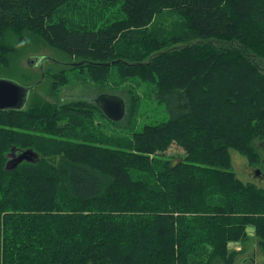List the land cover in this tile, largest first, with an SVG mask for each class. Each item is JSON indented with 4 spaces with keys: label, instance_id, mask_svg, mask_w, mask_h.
<instances>
[{
    "label": "trees",
    "instance_id": "obj_1",
    "mask_svg": "<svg viewBox=\"0 0 264 264\" xmlns=\"http://www.w3.org/2000/svg\"><path fill=\"white\" fill-rule=\"evenodd\" d=\"M75 1L0 0V64L10 30L38 32L79 58L80 67L93 68L94 78L116 67L121 77L155 84L170 117L143 127L128 151H117L92 125V111L119 122L95 103L27 100L21 110H0V264H182L199 251L193 242L210 238L194 239L187 226L197 219L184 214L200 207L204 189L219 180L216 171L192 169L197 155L213 169L230 168V150L262 165L254 140L264 139V72L255 62L264 61V0H123L126 18L104 28L53 22ZM164 11L177 15L176 31L148 43L139 29L157 25ZM136 38L142 57L117 56L115 47L130 49L123 41ZM40 142L52 158L60 156L56 164L29 149ZM172 142L190 153L180 160L184 170L156 155ZM12 149L34 155L7 170ZM235 182L233 193L243 214L256 218L264 250V188Z\"/></svg>",
    "mask_w": 264,
    "mask_h": 264
},
{
    "label": "rangeland",
    "instance_id": "obj_2",
    "mask_svg": "<svg viewBox=\"0 0 264 264\" xmlns=\"http://www.w3.org/2000/svg\"><path fill=\"white\" fill-rule=\"evenodd\" d=\"M122 3L123 0H77L74 4L71 3L72 7L58 11L54 15L53 22L61 19L69 28L74 29L104 28L126 18L121 10ZM175 21H178V18L174 11H164L161 17L155 20L158 26L150 24L139 31L143 32L148 43L156 44L161 40H168L172 32L176 31L174 27L179 23H174ZM8 41L10 47L8 53L4 55L7 56L6 62L0 64V78L27 86L41 77L39 67L29 65L27 60L33 56H46L53 60H46L43 63L45 80L29 94L28 103L47 101L59 103L58 107L62 105L61 103L70 102L94 104V99L102 93L115 94L124 98L127 107L126 115L117 125L110 124L97 110L92 111V125L108 140V148L128 151L126 148L134 144V134L140 133L145 126L165 123L170 117L165 102L157 97L156 85L153 83L144 81L138 76L121 77L116 67L108 68L106 77L94 78L93 68L80 67L79 58L52 48L38 32L31 34L25 29L18 36L10 30ZM137 41V38L132 42L123 41L122 45H128L131 48L119 52L115 47L117 56L127 60H130L129 56L132 59L142 57L145 52ZM144 62H146L145 59L142 63ZM255 62L264 72V61L256 59ZM254 141L255 146L259 148L257 151L262 158V165L249 164L244 156L234 150L229 151L231 160L229 169L222 165L213 169L204 161L199 164V154L195 158L192 169L195 168L198 173L203 169H207L208 172L216 171L219 180L215 185L204 189L200 213H197L200 207H196L194 211L187 210L184 214L185 218L197 219L195 223H191V227L187 226L188 232L193 234L194 239L205 238L208 235L210 238L208 242L207 240L200 243L193 242L192 245L199 248V251L188 256L186 258L188 260L182 264H190V262L249 264L246 258L250 257L255 258L252 264H264V250L258 245L259 240L263 238L256 231V218L251 214H243L244 207L237 201L232 190V186H236L235 181L243 187L253 185L257 189L264 188V139L257 138ZM29 149L39 150L41 154L47 156L45 159H50L53 164L60 159V156L52 158L41 142ZM157 154L174 163L190 156L189 151L176 142H172L167 150L156 152ZM180 162L184 164L182 168L184 170L186 162ZM150 167L154 171L158 170L154 162ZM256 169L259 170L257 176ZM223 172L231 173V175L223 174ZM154 180H158L161 184V179ZM221 181L230 182L231 189ZM190 196L195 199L194 195ZM247 218H253V221H247ZM206 225H208L206 230H202Z\"/></svg>",
    "mask_w": 264,
    "mask_h": 264
},
{
    "label": "water",
    "instance_id": "obj_3",
    "mask_svg": "<svg viewBox=\"0 0 264 264\" xmlns=\"http://www.w3.org/2000/svg\"><path fill=\"white\" fill-rule=\"evenodd\" d=\"M46 60L53 61L46 56H33L27 60L29 65H37L41 72L40 79L32 85L22 86L14 81L0 78V110H21L24 108L30 92L44 80L43 63ZM94 103L108 120L119 122L124 118L126 105L122 97L115 94L102 93L94 99ZM33 155L34 154L30 150L20 152L17 155L12 149L11 153L8 155L9 159L6 163V169H15L19 163L23 160H28V157ZM258 174L259 170L256 169L255 175L257 176Z\"/></svg>",
    "mask_w": 264,
    "mask_h": 264
},
{
    "label": "flooded vegetation",
    "instance_id": "obj_4",
    "mask_svg": "<svg viewBox=\"0 0 264 264\" xmlns=\"http://www.w3.org/2000/svg\"><path fill=\"white\" fill-rule=\"evenodd\" d=\"M249 264H251V262H248Z\"/></svg>",
    "mask_w": 264,
    "mask_h": 264
}]
</instances>
